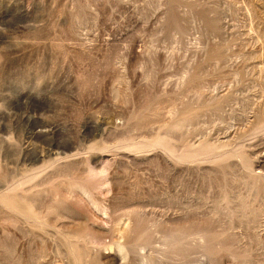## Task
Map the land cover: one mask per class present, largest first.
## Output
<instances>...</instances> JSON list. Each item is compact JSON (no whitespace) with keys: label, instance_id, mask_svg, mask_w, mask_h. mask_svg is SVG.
<instances>
[{"label":"rangeland","instance_id":"1","mask_svg":"<svg viewBox=\"0 0 264 264\" xmlns=\"http://www.w3.org/2000/svg\"><path fill=\"white\" fill-rule=\"evenodd\" d=\"M0 264H264V0H0Z\"/></svg>","mask_w":264,"mask_h":264}]
</instances>
